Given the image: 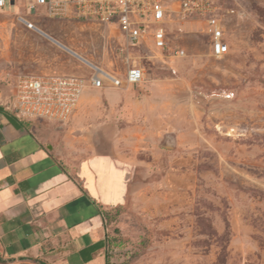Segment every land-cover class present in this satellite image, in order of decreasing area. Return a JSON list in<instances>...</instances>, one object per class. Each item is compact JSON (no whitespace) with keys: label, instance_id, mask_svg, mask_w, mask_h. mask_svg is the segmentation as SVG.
<instances>
[{"label":"rangeland","instance_id":"1","mask_svg":"<svg viewBox=\"0 0 264 264\" xmlns=\"http://www.w3.org/2000/svg\"><path fill=\"white\" fill-rule=\"evenodd\" d=\"M212 1L229 40L224 56L210 54L200 24L173 23L168 43L184 57L130 48L141 83L86 87L66 121L36 118L58 126L67 168L110 153L124 170L123 201L102 209L108 264H264V0ZM25 2L0 13V97L9 66L88 77L60 47L12 24ZM28 15L104 69L125 67L121 40L105 24L40 7Z\"/></svg>","mask_w":264,"mask_h":264},{"label":"crops","instance_id":"2","mask_svg":"<svg viewBox=\"0 0 264 264\" xmlns=\"http://www.w3.org/2000/svg\"><path fill=\"white\" fill-rule=\"evenodd\" d=\"M58 126L0 105V264H106L104 207L126 193L110 153L63 160Z\"/></svg>","mask_w":264,"mask_h":264},{"label":"built area","instance_id":"3","mask_svg":"<svg viewBox=\"0 0 264 264\" xmlns=\"http://www.w3.org/2000/svg\"><path fill=\"white\" fill-rule=\"evenodd\" d=\"M15 2L0 0V13L6 4L14 5ZM24 6L28 13H14L12 24L60 47L86 68L88 77L56 72L34 74L7 67L2 72L1 81L6 93L0 97V105L21 119L64 122L86 87L138 85L143 80V68L131 59L130 48L145 45L158 50L161 57L167 54L166 51L172 57H184L183 47H170L168 43L167 28L173 23L191 21L200 24V31L208 36L211 55L222 57L229 51L222 15L212 0H26ZM39 7L48 17L96 21L115 30L121 40L120 54L123 53L121 58L125 67L120 71L104 69L58 41L29 17V12Z\"/></svg>","mask_w":264,"mask_h":264},{"label":"trees","instance_id":"4","mask_svg":"<svg viewBox=\"0 0 264 264\" xmlns=\"http://www.w3.org/2000/svg\"><path fill=\"white\" fill-rule=\"evenodd\" d=\"M106 264H108V259H107V262H106Z\"/></svg>","mask_w":264,"mask_h":264},{"label":"bare ground","instance_id":"5","mask_svg":"<svg viewBox=\"0 0 264 264\" xmlns=\"http://www.w3.org/2000/svg\"><path fill=\"white\" fill-rule=\"evenodd\" d=\"M83 94V93H82ZM82 96V95H81ZM81 98V97H80Z\"/></svg>","mask_w":264,"mask_h":264}]
</instances>
